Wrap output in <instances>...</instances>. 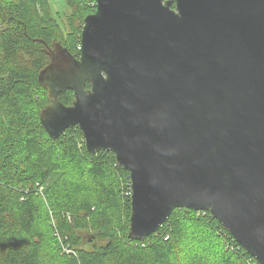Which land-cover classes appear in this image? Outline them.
<instances>
[{
  "label": "water",
  "instance_id": "1",
  "mask_svg": "<svg viewBox=\"0 0 264 264\" xmlns=\"http://www.w3.org/2000/svg\"><path fill=\"white\" fill-rule=\"evenodd\" d=\"M95 1L80 57L57 45L40 73L46 131L79 126L90 152L115 153L129 238L209 211L264 264V0Z\"/></svg>",
  "mask_w": 264,
  "mask_h": 264
},
{
  "label": "trees",
  "instance_id": "2",
  "mask_svg": "<svg viewBox=\"0 0 264 264\" xmlns=\"http://www.w3.org/2000/svg\"><path fill=\"white\" fill-rule=\"evenodd\" d=\"M93 2L0 0V264H260L209 211L175 208L129 238L131 179L115 153L90 152L79 126L46 131L40 73L57 45L80 57Z\"/></svg>",
  "mask_w": 264,
  "mask_h": 264
},
{
  "label": "rangeland",
  "instance_id": "3",
  "mask_svg": "<svg viewBox=\"0 0 264 264\" xmlns=\"http://www.w3.org/2000/svg\"><path fill=\"white\" fill-rule=\"evenodd\" d=\"M53 6H54V9H61V7L63 8L64 7V4L63 3H57V2H55L54 1V3H53ZM231 245L229 244V245H227L226 246V249L228 250L229 248H232L233 249V247H230Z\"/></svg>",
  "mask_w": 264,
  "mask_h": 264
},
{
  "label": "built area",
  "instance_id": "4",
  "mask_svg": "<svg viewBox=\"0 0 264 264\" xmlns=\"http://www.w3.org/2000/svg\"><path fill=\"white\" fill-rule=\"evenodd\" d=\"M93 5H95V6H96V1H95V0H94V2H93ZM162 225H163V224H162ZM162 225H161V226H162Z\"/></svg>",
  "mask_w": 264,
  "mask_h": 264
}]
</instances>
